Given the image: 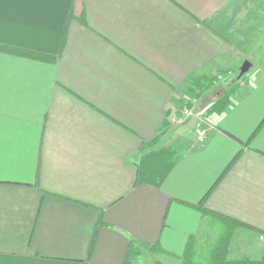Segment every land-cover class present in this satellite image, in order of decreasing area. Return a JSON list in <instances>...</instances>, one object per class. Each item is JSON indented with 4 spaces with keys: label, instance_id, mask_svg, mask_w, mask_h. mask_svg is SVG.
I'll list each match as a JSON object with an SVG mask.
<instances>
[{
    "label": "crops",
    "instance_id": "0c3cea01",
    "mask_svg": "<svg viewBox=\"0 0 264 264\" xmlns=\"http://www.w3.org/2000/svg\"><path fill=\"white\" fill-rule=\"evenodd\" d=\"M199 203L264 264V0H0V264H181Z\"/></svg>",
    "mask_w": 264,
    "mask_h": 264
},
{
    "label": "trees",
    "instance_id": "16d2710c",
    "mask_svg": "<svg viewBox=\"0 0 264 264\" xmlns=\"http://www.w3.org/2000/svg\"><path fill=\"white\" fill-rule=\"evenodd\" d=\"M242 76V75H241ZM198 85L194 84L193 92L195 93L197 90L199 91ZM232 88L223 89L220 96H218L208 107L209 113H221L225 110V108L229 105L230 96ZM187 105V103H186ZM184 106V105H183ZM196 208L200 209L204 216L210 217V222L212 224V245L210 251L211 255V262L209 264H256L255 262L248 260L247 258H242L238 260H230L227 258V248L229 244V240L231 238V233L233 228L239 225L249 226L244 222H241L237 219L231 218L229 216H223L218 213H214L209 209L203 207V204L199 203L194 205ZM218 214V215H217ZM223 219V221H221ZM193 239L188 240L186 249L182 255L181 264H200L203 263L202 260L198 259V255L202 253L204 250L196 251L194 249ZM146 248H154V245L149 244H141ZM137 247L130 243L128 246V252L125 258V262H128L132 257H134L137 252ZM129 264V263H128Z\"/></svg>",
    "mask_w": 264,
    "mask_h": 264
},
{
    "label": "rangeland",
    "instance_id": "374dc122",
    "mask_svg": "<svg viewBox=\"0 0 264 264\" xmlns=\"http://www.w3.org/2000/svg\"><path fill=\"white\" fill-rule=\"evenodd\" d=\"M225 83H226V86L225 87H228L227 89L231 88V86L234 85L235 83V78L233 79H230V78H227V80H225ZM224 88L221 86V91L223 90ZM219 90V89H218ZM216 92V91H215ZM209 250L205 249L202 253H200L198 255V259L202 260L203 263H200V264H209L212 260H211V251H210V248L211 246L208 247Z\"/></svg>",
    "mask_w": 264,
    "mask_h": 264
},
{
    "label": "built area",
    "instance_id": "2783aa9c",
    "mask_svg": "<svg viewBox=\"0 0 264 264\" xmlns=\"http://www.w3.org/2000/svg\"><path fill=\"white\" fill-rule=\"evenodd\" d=\"M186 110H190L188 107L183 106L182 107V113L184 116H187L189 114H187ZM182 118H174L173 121L174 122H181ZM196 133L198 134V137L201 139L202 135H203V130L199 127L196 128Z\"/></svg>",
    "mask_w": 264,
    "mask_h": 264
},
{
    "label": "water",
    "instance_id": "95a60500",
    "mask_svg": "<svg viewBox=\"0 0 264 264\" xmlns=\"http://www.w3.org/2000/svg\"><path fill=\"white\" fill-rule=\"evenodd\" d=\"M251 66L249 60H244L239 67V76L243 75Z\"/></svg>",
    "mask_w": 264,
    "mask_h": 264
},
{
    "label": "clouds",
    "instance_id": "9594fccd",
    "mask_svg": "<svg viewBox=\"0 0 264 264\" xmlns=\"http://www.w3.org/2000/svg\"><path fill=\"white\" fill-rule=\"evenodd\" d=\"M186 111H187V114H189V115L191 114L190 110H186ZM182 118H183V117H182Z\"/></svg>",
    "mask_w": 264,
    "mask_h": 264
}]
</instances>
